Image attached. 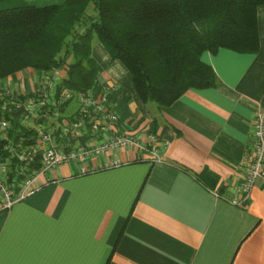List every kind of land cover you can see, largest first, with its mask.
<instances>
[{"label": "crops", "instance_id": "obj_1", "mask_svg": "<svg viewBox=\"0 0 264 264\" xmlns=\"http://www.w3.org/2000/svg\"><path fill=\"white\" fill-rule=\"evenodd\" d=\"M258 21V52L205 51L217 87L189 90L168 107L141 101L129 71L96 44L121 127L142 139L157 134L169 146L163 161L119 150L94 157L88 173L75 163L45 173L39 191L0 212V264H264V184L245 207L230 202L251 161L256 108L264 107V6ZM204 169L218 175L217 189L198 179Z\"/></svg>", "mask_w": 264, "mask_h": 264}, {"label": "trees", "instance_id": "obj_2", "mask_svg": "<svg viewBox=\"0 0 264 264\" xmlns=\"http://www.w3.org/2000/svg\"><path fill=\"white\" fill-rule=\"evenodd\" d=\"M91 3L93 13L88 12ZM260 6L264 0H63L50 4L0 0V80L28 69L44 75L66 69L55 86L54 106L47 105L33 118L34 124H45L56 109L62 113L77 94L101 83L93 48L103 44L110 63L117 61L129 71L141 101L168 107L189 90L217 87V73L202 61L205 51L224 48L253 54L260 50ZM67 92L70 95L65 98ZM8 98L0 97V119L11 122L6 141L29 147L38 131L23 124L25 114L15 118L21 108L13 112L9 104L4 106ZM25 100L19 95L16 102L25 104ZM39 166V161L33 165ZM197 177L206 187L217 189L219 177L211 170L204 169Z\"/></svg>", "mask_w": 264, "mask_h": 264}, {"label": "built area", "instance_id": "obj_3", "mask_svg": "<svg viewBox=\"0 0 264 264\" xmlns=\"http://www.w3.org/2000/svg\"><path fill=\"white\" fill-rule=\"evenodd\" d=\"M56 80L47 81L39 89L40 99L30 98L27 104L17 102L10 111L25 107L24 120H32L40 115L47 105H53L55 100ZM59 81V80H58ZM14 86L6 85L0 88V97H13ZM51 88L54 92L50 93ZM50 89V90H49ZM81 92L79 100L85 109L79 119L71 120L65 117H56L57 121L45 124H32L38 131V137L29 147L13 146L9 143L5 132L11 122L0 119V212L8 211L15 204L30 197L43 187L40 177L48 172H55L62 164L75 163L80 173H88L93 168L87 163L96 156H107L110 153L125 151H141L147 154L145 160L162 162L163 155L168 149V143L161 142L158 135L149 133L144 139L136 136L121 126L120 116L109 102L108 94L99 91ZM253 127L251 130L253 151L250 163L240 187L239 196L230 200L233 205L245 207L251 191L259 182L264 184V107L256 108ZM57 111L53 113L56 114ZM58 114V113H57ZM54 118V116H50ZM29 125V123L27 124ZM9 154L3 155V151ZM40 162L39 168L33 167ZM121 161L116 160L111 165L119 166ZM218 195V194H217Z\"/></svg>", "mask_w": 264, "mask_h": 264}, {"label": "rangeland", "instance_id": "obj_4", "mask_svg": "<svg viewBox=\"0 0 264 264\" xmlns=\"http://www.w3.org/2000/svg\"><path fill=\"white\" fill-rule=\"evenodd\" d=\"M62 1L63 0H13V3L22 4L25 2H29V3H35V4H37V3H39V4H50V3H62ZM93 8H94V4L91 3L88 6V12L93 13L92 12V11H94ZM69 58L72 59V55H70ZM66 71L67 70L64 68H58V69H55L51 74L44 75V73L41 71H40V73L35 72V71L30 72L28 69V71L24 72V74H25L24 77L21 76L22 72H19L20 74L17 73L15 75L10 76V77L3 78L2 80H0V88L4 87L6 85H9V86L12 85V87L14 86L13 89L16 90L15 93L17 95L16 98L9 97L8 98L9 100H6V102L4 103V106H7L9 104V107L11 108V110L13 108H15L16 103L19 102V101L16 102V99L19 95H24L26 97V100H25L26 104L30 98L40 99V94H38V93H39V89L42 87V84L44 85L47 81H51L53 79L54 80L55 79L60 80L61 78L64 77V74H66ZM26 78L27 79L29 78V80L33 81L32 85H31V89H29V87L26 86V81H25ZM58 80H56V82H58ZM92 89H94L93 91H95V93H98L99 91L106 92L102 88V83H97ZM52 92H54V90L51 88L50 93H52ZM69 95H70V93L67 92L64 95V97L67 98ZM79 96H80V93L77 94V96L75 98H73L69 102V104H67V107L65 108V110L62 113H60L56 109L58 114L57 113L54 114L53 115L54 118L49 119L50 122L55 121L57 119L56 117L62 118L63 116L69 117V119H71V120L72 119L73 120L79 119V115L82 114V112H84V109H85L84 104H82V102L79 100ZM1 99H4V98H1ZM32 122L33 121L31 119L30 120L29 119L24 120V124L27 125L29 123L28 126H30V124H32ZM5 133L8 134L7 131Z\"/></svg>", "mask_w": 264, "mask_h": 264}, {"label": "water", "instance_id": "obj_5", "mask_svg": "<svg viewBox=\"0 0 264 264\" xmlns=\"http://www.w3.org/2000/svg\"><path fill=\"white\" fill-rule=\"evenodd\" d=\"M25 111V107L22 106L21 110H19L16 115L15 118L17 119L23 112Z\"/></svg>", "mask_w": 264, "mask_h": 264}]
</instances>
